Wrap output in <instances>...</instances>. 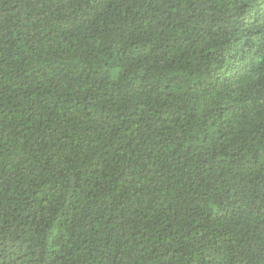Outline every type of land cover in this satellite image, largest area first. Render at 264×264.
Segmentation results:
<instances>
[{
  "label": "trees",
  "instance_id": "trees-1",
  "mask_svg": "<svg viewBox=\"0 0 264 264\" xmlns=\"http://www.w3.org/2000/svg\"><path fill=\"white\" fill-rule=\"evenodd\" d=\"M0 264H264V0H0Z\"/></svg>",
  "mask_w": 264,
  "mask_h": 264
}]
</instances>
